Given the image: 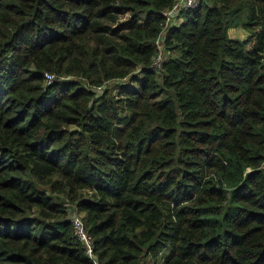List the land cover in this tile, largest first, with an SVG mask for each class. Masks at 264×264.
<instances>
[{
    "label": "trees",
    "instance_id": "1",
    "mask_svg": "<svg viewBox=\"0 0 264 264\" xmlns=\"http://www.w3.org/2000/svg\"><path fill=\"white\" fill-rule=\"evenodd\" d=\"M176 1L0 0V264H264V0Z\"/></svg>",
    "mask_w": 264,
    "mask_h": 264
},
{
    "label": "built area",
    "instance_id": "2",
    "mask_svg": "<svg viewBox=\"0 0 264 264\" xmlns=\"http://www.w3.org/2000/svg\"><path fill=\"white\" fill-rule=\"evenodd\" d=\"M200 0H177L170 9H167L163 12V14L166 16L165 21V27H168L171 25L172 17L175 15H178L179 12L185 11L191 8H194ZM164 27V29H165ZM163 32L160 34V36L155 40L154 44L159 49L161 47V37L164 34ZM164 55L162 51L159 49L156 56L154 57L152 61V67H158L160 63L162 62ZM45 82L48 84L51 82L53 75L49 73H44ZM81 215V214H80ZM74 209L73 213L69 214L70 222L74 231V234L78 238L80 242H82L85 254L93 262V264H99L94 253H93V241L91 236L87 233L84 222L82 220V217L80 216Z\"/></svg>",
    "mask_w": 264,
    "mask_h": 264
},
{
    "label": "rangeland",
    "instance_id": "3",
    "mask_svg": "<svg viewBox=\"0 0 264 264\" xmlns=\"http://www.w3.org/2000/svg\"><path fill=\"white\" fill-rule=\"evenodd\" d=\"M180 21H181V18L179 17V15L178 16L175 15L172 17V22L178 24ZM229 34L231 37H234V38H244L247 35V32L241 26H238V27L230 28ZM70 213H73V210L70 209L69 214ZM165 253H167V252H165Z\"/></svg>",
    "mask_w": 264,
    "mask_h": 264
},
{
    "label": "crops",
    "instance_id": "4",
    "mask_svg": "<svg viewBox=\"0 0 264 264\" xmlns=\"http://www.w3.org/2000/svg\"><path fill=\"white\" fill-rule=\"evenodd\" d=\"M228 34H229V30H228ZM229 36H230V34H229Z\"/></svg>",
    "mask_w": 264,
    "mask_h": 264
}]
</instances>
